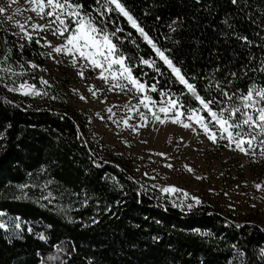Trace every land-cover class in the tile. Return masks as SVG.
<instances>
[{
  "label": "trees",
  "instance_id": "16d2710c",
  "mask_svg": "<svg viewBox=\"0 0 264 264\" xmlns=\"http://www.w3.org/2000/svg\"><path fill=\"white\" fill-rule=\"evenodd\" d=\"M81 2L94 12L96 0ZM124 2L196 78L206 99H223L215 87H206L215 81L237 93L264 83V0ZM177 17L173 32L168 25ZM108 19L111 30L123 29L117 40L134 75L158 90L186 91L125 17L113 12ZM43 51L36 38L22 42L0 21V68L12 66L19 73L23 65L27 71L17 85L35 83L48 93L21 95L0 83V211L6 222L16 217L21 222L19 236L0 229V264H264V228L258 223L239 222L208 205L178 207L139 182L130 166L105 159L89 138L86 116L47 77ZM140 57L155 59L161 71L143 65ZM41 77L49 83H40ZM0 79L9 86L17 80L9 73ZM185 103L198 105L190 94ZM58 245L66 248L65 256L52 262Z\"/></svg>",
  "mask_w": 264,
  "mask_h": 264
},
{
  "label": "rangeland",
  "instance_id": "374dc122",
  "mask_svg": "<svg viewBox=\"0 0 264 264\" xmlns=\"http://www.w3.org/2000/svg\"><path fill=\"white\" fill-rule=\"evenodd\" d=\"M0 5L9 7L8 14L14 16L13 21H8L6 15L0 13V21L14 34L20 33L16 36L22 42L27 39L20 32L16 21L38 35L36 39L42 44L44 53L52 52L45 38L52 41L53 45L63 43L61 36L53 35L54 28H31L33 23L46 25L53 17L38 15L32 10L33 6L28 0H16L13 5H9L8 0H0ZM16 8L21 11L17 13ZM52 56L45 55L50 71L47 77L61 87L68 104L86 116L89 138L105 159L117 165L130 166L139 182L149 186L160 194V198L176 206L182 202L193 203L194 207L199 205H195L190 197L185 198L179 192L163 193L161 186L172 184L186 189L191 195L201 198L203 203L200 205L211 206L239 222H256L264 228V190L255 186L257 183H264V158L246 155L234 146L229 147L227 141L213 143L198 126L194 132L193 129L172 121L161 123L154 120L150 114L146 120H142L137 113H130L125 107L138 103V99L134 97L139 94L128 90L121 91L119 88L113 90L99 78V70L90 69L86 62L81 61L85 73L84 77H81L68 56L54 52ZM65 80L69 82L67 85L59 83ZM93 85L95 88L89 91ZM93 92L96 94L93 95ZM154 93L149 88V94L159 101L160 96ZM81 95L87 99H81ZM109 107L112 108V113L108 112ZM140 110L146 111L142 107ZM125 118H128L134 127H125ZM162 152L167 155H159ZM169 163L173 165L172 168L167 167ZM185 165L195 171L189 172ZM61 249L59 247L50 256L59 257L50 259L52 262H60L65 256L66 248Z\"/></svg>",
  "mask_w": 264,
  "mask_h": 264
},
{
  "label": "snow or ice",
  "instance_id": "6c2138e0",
  "mask_svg": "<svg viewBox=\"0 0 264 264\" xmlns=\"http://www.w3.org/2000/svg\"><path fill=\"white\" fill-rule=\"evenodd\" d=\"M28 2L33 6L32 10L36 11L38 15L44 14L48 17H53L46 25L33 23L31 24V28H54L53 35L61 36L63 43L53 45L52 41L45 38L47 46H50L54 53H62L68 56L71 64L77 67L78 75L84 77V66L81 63L83 61L88 64L90 69L99 70V78L108 83L113 90L119 88L121 91L128 90L139 94L137 97H134L138 99V103L133 106H125L130 113H137L142 120H146L150 114L154 120L161 123L172 121L181 124L185 128H191L194 132L198 126L213 143L227 141L229 147L234 146L246 155L253 158H264V83L257 84L253 82L248 86L246 91L238 90L237 93L229 92L228 89L222 86L220 81H215L206 85V87L209 89L215 87L219 96H222L223 99H220L218 96L206 99L205 95L207 94L201 95L197 84L194 82L196 78L191 74L185 73L180 63L172 56L170 49L162 48L158 44L154 37L149 34V31L146 30V26L126 6L124 0H96L94 12L87 11L81 0H28ZM237 2L238 0H232L233 4ZM8 3L9 5H13L16 3V0H8ZM46 9L49 10L46 11ZM20 11V8H16L17 13ZM8 12L9 7L0 5V13L5 14L8 21H13L14 16L9 15ZM113 12L121 14L126 18L127 23L151 46L155 56L159 57L160 61L167 66L174 80L182 85L186 91L174 93L171 90H158L155 83L149 85L146 81L142 82L140 78L134 75V66L130 63V58L117 40V33L122 32L123 29L117 27L115 30H111L109 28L108 17ZM94 13H98V15ZM29 19L31 18L29 17ZM178 22L179 17L168 25L171 31H176V28L173 26L177 25ZM15 23L28 42H31L34 38L38 39V35L29 31L24 24H21L19 21ZM111 23L114 24L115 21H111ZM15 35L19 36L20 33H15ZM164 39L168 40L170 37L165 35ZM240 39L248 42L247 36H242ZM174 43H179V41H175ZM21 48H23V45H21ZM9 51L11 50L9 49ZM52 52L42 53V55L52 56ZM52 58L56 59L55 56H52ZM139 59L143 65L152 66L157 72L161 71L155 59H145L143 57ZM4 60L7 61L8 57L5 56ZM59 62L57 61V63ZM27 63L33 69L40 67L33 61H28ZM20 68L23 71L19 73L12 66L0 68V74L9 73L12 77L17 78L16 81H13L12 86H9L6 79H0V83H4V86L8 87L10 91L19 92L26 96H47V91L38 88L35 83L23 81L17 85V81L27 71L23 65H20ZM260 71L264 72V67ZM231 75L235 76L236 74L232 73ZM40 83L47 85L49 81L41 77ZM94 88L95 85L91 86L89 91H92ZM149 88L153 92L159 91V101L149 94ZM95 94L93 92V95ZM189 94L198 102L197 106L193 107L185 103V98ZM55 98L53 97V99ZM81 99H87V97L81 95ZM141 107L146 111H141ZM108 112L112 113L111 107L108 108ZM100 118L104 119V117ZM123 123L125 127H134L129 123L128 118H125ZM136 130L138 131L139 129L137 128ZM197 135H199V132H197ZM159 155L166 156L167 154L162 152ZM93 162L96 163L95 160ZM167 167L172 168L173 165L169 163ZM185 167L188 168L189 172L195 171L188 165H185ZM197 178L202 179L203 177ZM255 186L257 189L264 190V183H257ZM20 187L27 188L28 185H21ZM153 187H156V185H153ZM141 188H143V185H141ZM161 192L173 194L179 192L185 198L190 197L191 201L195 202V205L203 203L199 196L191 195L186 189L178 188L176 185L161 186ZM177 206L192 209L194 204L182 202L177 204ZM4 216L5 213L0 211V229L8 230L13 236H19L20 231L18 230L21 229L19 218L16 217L6 222L2 218ZM95 222L93 220V223ZM236 227H241V225L237 224ZM27 230L32 231V228L29 227ZM194 231L200 232V229H195ZM205 234L211 235V233ZM40 238L42 240L47 239L44 235H40ZM233 247L236 246L233 245ZM57 248L59 249V245ZM260 251L264 254V248ZM50 259H59V257H52Z\"/></svg>",
  "mask_w": 264,
  "mask_h": 264
}]
</instances>
